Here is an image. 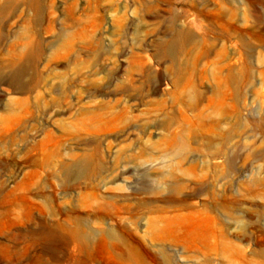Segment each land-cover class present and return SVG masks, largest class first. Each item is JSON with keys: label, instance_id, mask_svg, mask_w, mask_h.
Here are the masks:
<instances>
[{"label": "rangeland", "instance_id": "rangeland-1", "mask_svg": "<svg viewBox=\"0 0 264 264\" xmlns=\"http://www.w3.org/2000/svg\"><path fill=\"white\" fill-rule=\"evenodd\" d=\"M0 264H264V0H0Z\"/></svg>", "mask_w": 264, "mask_h": 264}, {"label": "bare ground", "instance_id": "bare-ground-1", "mask_svg": "<svg viewBox=\"0 0 264 264\" xmlns=\"http://www.w3.org/2000/svg\"><path fill=\"white\" fill-rule=\"evenodd\" d=\"M51 232V231H50ZM48 232H42L39 235L33 234L35 238H42V239H53V238H58L61 239V236L57 233H50Z\"/></svg>", "mask_w": 264, "mask_h": 264}]
</instances>
